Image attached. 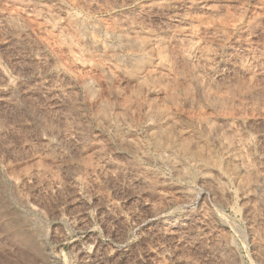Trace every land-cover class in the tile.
Listing matches in <instances>:
<instances>
[{
	"label": "rangeland",
	"instance_id": "rangeland-1",
	"mask_svg": "<svg viewBox=\"0 0 264 264\" xmlns=\"http://www.w3.org/2000/svg\"><path fill=\"white\" fill-rule=\"evenodd\" d=\"M2 207L0 264H264V0H0Z\"/></svg>",
	"mask_w": 264,
	"mask_h": 264
},
{
	"label": "bare ground",
	"instance_id": "bare-ground-1",
	"mask_svg": "<svg viewBox=\"0 0 264 264\" xmlns=\"http://www.w3.org/2000/svg\"><path fill=\"white\" fill-rule=\"evenodd\" d=\"M4 73V72H3ZM8 79V78H7ZM9 80V79H8ZM221 128V127H220ZM220 128H216V129H214L213 128V140L215 141V142H217L218 144H223V146L224 145H226L225 144V142H224V140L221 138V134H222V129H220ZM209 129V128H208ZM166 137H167V140L169 141V142H171L172 144H174V145H176L178 148H180L182 151H184L186 154H189V152H191L190 150H189V146H188V143H187V141L185 142V140H180V139H177V138H175V137H173L171 134H169V132L168 133H166ZM192 141V140H191ZM191 146V145H190ZM227 146V145H226ZM192 151H196V150H192ZM196 152H199L198 150L196 151ZM192 156L191 157H193V156H195V154L193 155L192 153H190ZM200 155H202V154H199V156ZM197 156H198V154H197ZM159 183V182H158ZM160 183H164V181H162V182H160ZM174 184V183H173ZM177 185V184H176ZM184 188V187H183ZM177 190H179V189H177ZM179 191H181L182 192V190H179ZM186 194V193H185ZM183 195V194H182ZM184 197V196H183ZM189 199V198H188ZM151 209H152V207H151ZM150 209V210H151ZM154 211H152V213L150 214V215H148V218L150 219V218H154V219H160V223L162 224V226L164 227L163 229L166 231V233H167V235L170 237V236H174L175 238H180L181 239V236L183 235L182 233L188 228V225L186 224V223H175V221L173 222V224L172 223H170V222H168V221H166V220H164V218H163V211H156V212H154ZM5 213H7V216L8 215H11L12 213H11V211L10 210H8L7 211V209L6 208H0V217H1V215H5ZM165 217V216H164ZM9 218V217H8ZM13 217L11 218H9L8 220H6L4 223H2V228H4V230L6 229H11V232H10V230H9V232H10V237L14 240V241H17V242H19V243H21V244H23V245H25L28 249H30V250H32V251H34V252H36V254H38V255H41L40 254V251H39V249H38V247L36 246V243H35V241H34V239L31 237V236H26V237H24L23 236V234H22V231H21V229L19 228L20 226V223H18V222H15V221H13ZM144 219V218H143ZM147 219V218H146ZM145 219V220H146ZM166 219V218H165ZM144 220V221H145ZM201 220V219H200ZM181 221V220H180ZM175 223V224H174ZM189 230V229H188ZM193 230V229H192ZM190 231V230H189ZM188 231V232H189ZM187 233V232H186ZM182 234V235H181ZM195 235V234H194ZM185 236V235H184ZM183 236V237H184ZM177 240H179V239H177ZM181 241V240H180ZM27 251V250H26ZM162 251V250H161ZM82 252V251H81ZM24 256V255H23Z\"/></svg>",
	"mask_w": 264,
	"mask_h": 264
}]
</instances>
